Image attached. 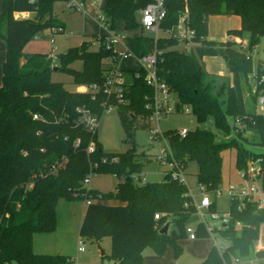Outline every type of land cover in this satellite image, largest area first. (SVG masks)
I'll list each match as a JSON object with an SVG mask.
<instances>
[{"label": "trees", "instance_id": "trees-1", "mask_svg": "<svg viewBox=\"0 0 264 264\" xmlns=\"http://www.w3.org/2000/svg\"><path fill=\"white\" fill-rule=\"evenodd\" d=\"M63 0H4L0 19V36L7 45L0 87V264H77L62 254L38 255L34 251L36 234H53L57 230V204L61 198L83 199L87 205L80 227L84 240L100 242L111 239L116 264H144V253L151 249L164 256L172 246L176 257L182 253L180 242L188 240L187 226L196 214L186 183L166 173L160 183H143L142 173L151 162L145 152L138 153L137 129L148 128L150 111L147 100L153 90L145 83L144 74L136 70L127 75L126 103L118 113L132 149L109 154L98 141L97 132L77 126V109L87 107L99 118L103 104L109 102L103 92L92 94L69 91L64 82L53 80L56 73L71 78L77 87L103 86L114 63V49L94 48L84 41L81 48L69 49L55 65L49 55L29 53L26 46L52 28L65 26L54 16V4ZM154 0H106L104 14L110 29L126 33L139 31V11ZM167 17L162 30L176 28L187 16L188 27L195 31L193 50L178 48L179 42L162 37L157 40L140 33L128 35L125 44L137 57L157 52V75L177 97V111L190 109L199 124L212 118L225 138L220 142L210 131L196 129L185 137L178 130L164 132L173 159L183 173L188 164L198 165V185L213 197L210 212L218 213L216 192L224 184V153H235L236 168L247 173L250 166L262 174L257 177L264 189V153L246 146L264 148V114L251 112L245 104V91L257 105L264 91L260 77L264 62L254 60V50L264 45V0H165ZM15 13H31L34 20H17ZM237 16L241 28L228 31V40L209 41V19ZM232 36L247 40V46ZM220 57L226 64L228 85L214 91L215 79L204 69L202 60ZM80 63L81 69L76 65ZM54 68H57L55 71ZM254 81V88L251 85ZM38 115L39 119L34 120ZM94 145L93 152H88ZM106 161V162H105ZM110 173L121 179L115 192L108 194L88 189L90 175ZM138 178V182L135 178ZM109 202H119L109 205ZM232 200L229 223L219 231L227 242L221 254L212 247L201 264H250L255 261L257 243L264 225V207ZM160 219L156 220L155 216ZM169 225L167 233L162 230ZM198 240L211 239L203 223L196 224ZM258 264H264L259 262Z\"/></svg>", "mask_w": 264, "mask_h": 264}, {"label": "rangeland", "instance_id": "rangeland-1", "mask_svg": "<svg viewBox=\"0 0 264 264\" xmlns=\"http://www.w3.org/2000/svg\"><path fill=\"white\" fill-rule=\"evenodd\" d=\"M78 1V0H75ZM70 0L57 1L54 4V16L65 25L64 34H55L52 36L50 30H45L40 34L42 37L41 41L32 40L26 47L25 51H28L31 47L42 48L41 52L45 54L51 53V49L48 46L50 39H53L54 51L56 56L65 54L69 49H79L84 41H90L92 35L99 34V28L93 24V19L97 13V7H92V11L88 15H84L81 12L69 9L67 3ZM89 2V0H88ZM2 11L0 13V19ZM30 20L35 19V15L29 18ZM228 19H237L235 17H211L210 18V31L214 40H218L222 36L225 24ZM122 30V28H121ZM148 35V34H146ZM161 36H166L162 35ZM219 36V37H218ZM241 42L244 40L238 37L232 36ZM240 42V43H241ZM0 43L3 48V52H7V45L5 39L0 36ZM191 50L194 49L192 44H189ZM118 48H121L118 45ZM254 60L257 64L258 61L264 62V45L261 43L255 53ZM205 71L211 75L210 80L215 79L214 91L220 90L222 87L228 85L229 71L226 64L223 66L224 61L220 57H206L202 60ZM58 63H55L57 65ZM123 69L126 70H137L139 68L138 62L135 59L126 60L120 63ZM226 66V68H225ZM81 64L78 63L76 68L81 69ZM224 67V68H223ZM3 65L0 61V86L2 85ZM53 80L64 82L66 88L69 91L79 90V87L71 83V78L63 73H56ZM251 85L254 87V81L251 79ZM173 100L178 102L177 97L173 95ZM245 104L249 111L262 113L258 105H254L250 99V94L245 91ZM162 132L170 130H181L187 129L188 131H194L196 129L206 130L213 132L218 141L227 142L236 135L233 133L230 138H225L222 133L215 127L212 118H209L206 122L199 124L193 115L186 114L184 112H176L169 116L161 123ZM98 141L101 143L103 150L109 154L126 153L132 149V144L126 143V133L120 121L119 113L112 112L110 114H103L100 118L99 128L97 131ZM135 143L137 145V152H145L151 162L146 164L143 168L141 175L143 183H160L163 181V172L167 170V167L162 165L158 160V157L162 152L167 150V144L165 141H154L151 142L149 138L148 128H141L136 130ZM252 152L262 154L264 148L257 146H246ZM185 182L188 186L189 192L195 196L196 200L199 201V185L197 181L198 165L194 162L188 164L185 171ZM223 177L224 184L222 189L224 193L217 198V209L218 213L226 214L230 208V197L226 194V190L229 185H242L245 184L244 179L241 176V172L236 168L235 153L225 152L224 153V164H223ZM138 182V178H135ZM121 182L114 174L100 173L93 175L91 178L90 185L86 187L88 189L97 190L100 193H111L115 192L118 184ZM213 201V197L211 196ZM87 204L83 199L67 200L61 198L57 204V230L54 234H36L34 251L38 255H55L57 252L63 250V254L71 259L75 260L77 264H115V262L108 258L112 254L111 239L109 237L103 238L100 242L84 240L80 236V227L83 221L84 213ZM199 218L194 215L189 222L192 226L198 223ZM264 225L262 226V228ZM83 242L85 247L84 253L78 252V243ZM183 242V243H182ZM180 246L182 253L179 257H176L175 250L172 246L167 248L165 255L170 259L173 264H201L205 259L200 257L201 252L210 251L214 246V241L201 240L191 242L190 240L182 241ZM179 243V244H180ZM219 244L227 245V242L220 240ZM196 245L199 247V253H197ZM195 247V248H194ZM102 255H104L102 257ZM151 249H147L144 253L145 257L155 256ZM164 255V256H165ZM157 256V255H156ZM160 257V256H159Z\"/></svg>", "mask_w": 264, "mask_h": 264}, {"label": "built area", "instance_id": "built-area-1", "mask_svg": "<svg viewBox=\"0 0 264 264\" xmlns=\"http://www.w3.org/2000/svg\"><path fill=\"white\" fill-rule=\"evenodd\" d=\"M67 3L69 9L83 13L84 15L90 14L92 7H97V13L95 14L94 20L99 23L105 31L104 36L98 37L97 40L93 41V47H105L107 50H113L116 53L114 58V63L111 69L107 73V79L103 86L89 85L79 87L78 92L90 93L92 94V99L95 100L96 94L103 92L107 96V103L103 104L104 112L103 114H110L112 112H117L120 105L126 103L125 100V90L127 84V75L124 70L119 66L121 62L135 59L138 62L139 68L136 70V78H140L142 73L144 74L145 83L153 90V96L151 98H146L147 104L146 109L150 111V117L148 118V131L149 138L151 142L154 141H165L167 144V150L162 152L158 157L160 163L167 167L166 173L171 174L173 179H178L184 183L185 174L179 169L175 160L173 159L172 152L169 149L168 142L164 138V132L161 129V123L169 116L177 112V103L173 100V93L171 88L161 80L157 75V52H153L150 55L144 57L135 56L125 44V39L128 36L123 31H113L110 29V24L107 17L104 14V4L100 0H70ZM167 17V9L165 5V0H154L145 8L139 11V31L143 34H148V36L154 38L155 40L167 37L179 42L178 48L185 51H189L190 45L195 39V31L191 30L187 25V16L180 19L179 24L176 28L172 30H162L161 25ZM50 32L55 34H64L65 30L62 28H52ZM166 35V36H161ZM42 37L37 35L34 40H40ZM54 40L50 39L51 53L49 58L53 60L54 63L58 61V56H56L54 51ZM118 45L121 48H118ZM256 50H254L255 53ZM253 53V56H254ZM260 83H264V71L260 77ZM257 105L260 107L261 112L264 114V91H261L257 98ZM184 113L190 114V109L185 108ZM78 120L76 122L77 126H81L86 130L94 133L98 131L100 118L89 108L83 106L77 109ZM39 116L35 115L34 120H38ZM180 136L185 137L188 134L187 129L178 130ZM95 149L94 145H91L88 152H93ZM106 162V161H105ZM260 175V170L255 166H250L247 173L241 172V176L245 181V184L234 186L229 185L228 189L225 191L230 197V200H235L240 202L242 205L239 209L244 207V201L254 202L258 204V208L264 207V189L261 183L257 180ZM93 174L85 179V185H90L91 178ZM199 201L196 200L195 196L188 192L185 196L192 199L193 204L196 207V216L199 218L198 223H203L211 237L214 241V246L219 253L223 254L228 245L219 244L220 240H223L219 231L222 230L230 220L229 212L226 214L212 213L210 212V206L212 204L211 195L206 194L204 187L199 186ZM224 193L223 189L216 192L217 197ZM86 204H90L89 201ZM156 220H159V215L155 216ZM196 227L189 224L187 226L188 239L191 241L197 240L196 237ZM85 247L82 241L78 243V252H84ZM243 264V263H235ZM250 264H258L257 261H252Z\"/></svg>", "mask_w": 264, "mask_h": 264}, {"label": "crops", "instance_id": "crops-1", "mask_svg": "<svg viewBox=\"0 0 264 264\" xmlns=\"http://www.w3.org/2000/svg\"><path fill=\"white\" fill-rule=\"evenodd\" d=\"M3 1L4 0H0V13H1V11H2V8H3ZM104 5H105V3H106V0H100ZM31 16H34V14H31V13H15L14 14V17H15V19H17V20H22V19H29ZM216 17H229V16H216ZM232 18L233 17H235V18H237V19H233V22L231 23L230 21H231V19H228L229 21H227V23L225 24L226 26H225V28H224V30H223V34H222V36L221 37H219V39L218 40H214L215 38H213V36H212V31H210V19H209V37H208V40L209 41H214V42H224V41H226V40H228V38H229V36H228V31H230V30H237V29H240L241 28V20H240V18L239 17H237V16H231ZM93 21V24L94 25H96L98 28H99V31H100V33L99 34H96V35H92V39L93 38H95V37H100V36H104L105 35V31H104V29L102 28V26L99 24V23H97L94 19L92 20ZM65 26V25H64ZM118 28H119V30L120 31H123V32H125L124 30H123V28H124V25L122 24V23H119V25H118ZM121 28H122V30H121ZM126 33V32H125ZM127 35H139L140 34V31H136V32H133V33H126ZM233 38V37H232ZM234 39V38H233ZM42 39H40V40H35V41H41ZM236 42H238V43H240L241 41H239V40H237V39H234ZM241 43H243L244 45H245V47L248 45L247 44V40L245 39L243 42H241ZM48 46H49V48L51 49V45H50V42L48 43ZM195 47V46H194ZM27 48V47H26ZM25 48V49H26ZM41 49L42 48H33V47H31L28 51H26V52H29V53H42V54H45V53H43V52H41ZM47 55H49V54H47ZM5 60H6V56H5V52H3V48H2V45H1V43H0V61H1V63H2V65L4 64V62H5ZM225 65V63L223 64V66ZM121 67V66H120ZM122 68V67H121ZM224 68V67H223ZM225 68H226V66H225ZM123 69V68H122ZM123 70H126V69H123ZM128 71V70H127ZM2 78H3V75H2ZM2 86V85H1ZM0 86V87H1ZM75 91H77V90H75ZM165 174H166V171H164L163 172V176L165 177ZM109 205H118L119 204V202H109L108 203ZM195 227H196V225H195ZM170 228V227H169ZM169 230V229H168ZM168 232V231H167ZM54 234V233H53ZM36 236V235H35ZM34 236V243H35V237ZM189 240V239H188ZM191 241V240H190ZM196 242L198 241H201V240H195ZM195 241H191V242H195ZM183 243V242H182ZM182 243H180V245L182 244ZM195 248V247H194ZM62 248H60V251L59 252H57V254H62V255H64L63 254V250H61ZM196 249H197V253H199L200 254V252H199V247H198V245H196ZM85 252V251H84ZM84 252H81V253H84ZM210 251L208 250V251H206V252H201V256L200 257H203L204 259L207 257V255H208V253H209ZM80 253V252H79ZM104 255H102V257H103ZM255 261H257L258 263L259 262H264V227L262 228V230H261V237H260V240H259V242L257 243V246H256V252H255ZM170 259H171V256H170ZM170 259H168L167 258V255H165V256H162V257H159V256H150V257H145V260H144V264H173L172 262H171V260ZM116 264V263H115Z\"/></svg>", "mask_w": 264, "mask_h": 264}, {"label": "water", "instance_id": "water-1", "mask_svg": "<svg viewBox=\"0 0 264 264\" xmlns=\"http://www.w3.org/2000/svg\"><path fill=\"white\" fill-rule=\"evenodd\" d=\"M54 70L56 71L57 68H54ZM260 174H262V171H260ZM168 229H169V225L167 224V225L164 227V229L162 230V233H163V234L167 233Z\"/></svg>", "mask_w": 264, "mask_h": 264}]
</instances>
